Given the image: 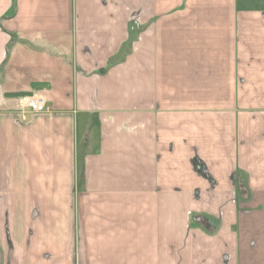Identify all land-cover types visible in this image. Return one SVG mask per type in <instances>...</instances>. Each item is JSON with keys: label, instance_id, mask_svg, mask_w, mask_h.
Returning <instances> with one entry per match:
<instances>
[{"label": "crops", "instance_id": "obj_1", "mask_svg": "<svg viewBox=\"0 0 264 264\" xmlns=\"http://www.w3.org/2000/svg\"><path fill=\"white\" fill-rule=\"evenodd\" d=\"M262 44L234 0H0V263L264 264Z\"/></svg>", "mask_w": 264, "mask_h": 264}, {"label": "built area", "instance_id": "obj_2", "mask_svg": "<svg viewBox=\"0 0 264 264\" xmlns=\"http://www.w3.org/2000/svg\"><path fill=\"white\" fill-rule=\"evenodd\" d=\"M18 108L23 120L27 119L29 114L45 113L51 109L46 97L38 92L20 96L18 98Z\"/></svg>", "mask_w": 264, "mask_h": 264}, {"label": "rangeland", "instance_id": "obj_3", "mask_svg": "<svg viewBox=\"0 0 264 264\" xmlns=\"http://www.w3.org/2000/svg\"><path fill=\"white\" fill-rule=\"evenodd\" d=\"M234 7H235V9L253 10V11L257 10V11L263 12L264 11V0H234ZM252 42H249V46L253 47V45L255 46V44H254V42L253 43ZM262 45L264 47V44H262ZM79 123H80V126H79V133H80L79 142H80V144L79 145L82 146L81 145V142L83 141L82 133H83L84 126H85V120L81 117ZM91 145L94 146L93 143ZM92 146H91V148H93ZM82 148H83V146L81 147V149Z\"/></svg>", "mask_w": 264, "mask_h": 264}, {"label": "trees", "instance_id": "obj_4", "mask_svg": "<svg viewBox=\"0 0 264 264\" xmlns=\"http://www.w3.org/2000/svg\"><path fill=\"white\" fill-rule=\"evenodd\" d=\"M101 72H105L104 70H101ZM194 163H195V166H196V169L199 171V172H202L207 175V173L204 171L203 169V165H202V162L199 160V159H195L194 160Z\"/></svg>", "mask_w": 264, "mask_h": 264}, {"label": "water", "instance_id": "obj_5", "mask_svg": "<svg viewBox=\"0 0 264 264\" xmlns=\"http://www.w3.org/2000/svg\"><path fill=\"white\" fill-rule=\"evenodd\" d=\"M1 264V263H0Z\"/></svg>", "mask_w": 264, "mask_h": 264}]
</instances>
